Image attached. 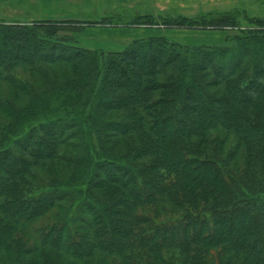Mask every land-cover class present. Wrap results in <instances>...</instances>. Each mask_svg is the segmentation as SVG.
<instances>
[{
	"label": "trees",
	"instance_id": "obj_1",
	"mask_svg": "<svg viewBox=\"0 0 264 264\" xmlns=\"http://www.w3.org/2000/svg\"><path fill=\"white\" fill-rule=\"evenodd\" d=\"M102 24L0 23V80L29 98L0 101V264H216L220 247L264 264V21L210 50L158 37L89 51L60 37ZM21 67L32 85L13 77ZM155 211L179 216L155 224ZM42 218L55 222L33 228Z\"/></svg>",
	"mask_w": 264,
	"mask_h": 264
},
{
	"label": "rangeland",
	"instance_id": "obj_2",
	"mask_svg": "<svg viewBox=\"0 0 264 264\" xmlns=\"http://www.w3.org/2000/svg\"><path fill=\"white\" fill-rule=\"evenodd\" d=\"M121 1L122 0H0V23L32 24L38 21H74L81 23L104 21V24L102 25L77 26L73 30L62 32L60 37L63 39L66 38L70 45L89 51L121 52L127 47V45H125L123 50L119 51H107L105 49V46L101 44L99 40V36L102 34L100 30L106 27L109 29L118 27L129 28L136 26L147 27V25H130L135 20L131 21L129 16H136L137 11H135L133 6L130 5L129 0H124L126 2ZM107 2H109L108 5L106 4ZM115 6L117 8L120 6V8L117 9ZM166 8L168 13L175 17L166 16V18L162 17V19L159 21L156 19L150 20L160 24L163 20H178L182 19L183 16H187L185 18L187 20H195L208 15L218 16L223 14H231L235 18L234 21L236 28L234 30H226L228 32V37H236L246 34L249 30L258 28L260 22L264 21V0H168ZM167 29L172 30L173 28ZM189 30L201 31V34L206 36V34H209L206 31L211 29L197 28ZM182 38L183 37H180V39ZM226 38L220 45H206L205 43H207L206 41L208 40L207 37H198L195 39L194 37H191L189 34H187L186 38H183L181 41H177L176 43H179L183 46L203 47L206 50H210V47L224 46L226 44ZM230 45H233V43H230ZM30 76L32 75H29V72L24 67L17 68L13 74L15 79L27 84L28 86L32 85ZM213 78L214 77L212 75L208 76L204 82L206 80L208 81L209 79L214 80ZM219 84L223 85L221 83ZM30 89H33V86ZM158 95L155 94L156 97ZM27 99L29 98L21 94L20 89L16 90L7 82L0 80L1 102H5L12 108H18L24 102H27ZM8 123V119L0 112V124ZM74 132V130L70 131V133L73 134ZM122 143L126 145L125 150H133L135 146L137 147L140 145L138 140L134 142L125 139ZM55 213L61 214L58 209ZM148 213L149 212L147 211V214ZM150 214L149 218L155 224H163L164 222L166 223L169 221V219L175 220L179 216V213H169V211L168 214H163L161 212L156 213V211L150 212ZM54 222V219L47 220L46 218H42L33 222L31 225L33 228H43L44 226ZM218 254L222 255V259L221 262H217L216 264H251L253 262V259H251V257L246 253L228 257L230 252H224L223 247H220V249L216 250L215 255ZM226 260H228V263H226ZM178 262L181 263L180 261ZM94 263L102 264L100 261H95Z\"/></svg>",
	"mask_w": 264,
	"mask_h": 264
},
{
	"label": "crops",
	"instance_id": "obj_3",
	"mask_svg": "<svg viewBox=\"0 0 264 264\" xmlns=\"http://www.w3.org/2000/svg\"><path fill=\"white\" fill-rule=\"evenodd\" d=\"M130 5L133 6V9L137 11L136 16L130 15L129 18L131 21L136 20L137 18H145L147 16L148 19H156L160 20L162 17L166 18V16H171L167 11V1L168 0H129ZM121 2H126L122 0ZM107 5L109 2L106 3ZM116 7V6H115ZM117 8V7H116ZM120 8V6L118 7ZM117 8V9H118ZM199 15V14H196ZM195 15V17H196ZM203 15V14H201ZM175 17V16H171ZM187 16H183L186 18ZM101 36H99V40L101 44L105 46L107 51H119L123 50L125 45L130 44L134 41L146 40L151 38L163 37L167 40L171 41H181L183 38H186L187 34L195 39L198 37H207L206 45H220L224 42L226 36L228 35L227 31H214L207 30L204 36L201 34V31L198 30H189V29H167L163 27L161 24L158 26H136L129 28H111L108 27L100 30ZM110 31V32H106ZM106 32V33H104ZM103 35V37H102ZM180 37H183L180 39ZM200 43V42H198ZM197 44V43H196ZM197 46V45H191Z\"/></svg>",
	"mask_w": 264,
	"mask_h": 264
}]
</instances>
